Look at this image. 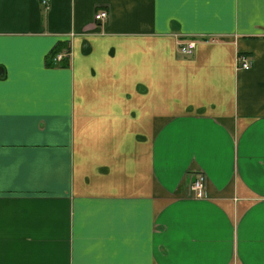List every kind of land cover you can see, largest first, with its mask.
Returning <instances> with one entry per match:
<instances>
[{
  "label": "crops",
  "instance_id": "0c3cea01",
  "mask_svg": "<svg viewBox=\"0 0 264 264\" xmlns=\"http://www.w3.org/2000/svg\"><path fill=\"white\" fill-rule=\"evenodd\" d=\"M47 1L0 0V264H264V0Z\"/></svg>",
  "mask_w": 264,
  "mask_h": 264
},
{
  "label": "built area",
  "instance_id": "2783aa9c",
  "mask_svg": "<svg viewBox=\"0 0 264 264\" xmlns=\"http://www.w3.org/2000/svg\"><path fill=\"white\" fill-rule=\"evenodd\" d=\"M43 4L47 6L48 1L43 0ZM109 17H110V15H109L108 10L102 8V9H99L96 11L95 16H94V21H95V23H103V22H106L109 19ZM195 48H196V43L191 42V41H188L186 44L181 45L182 52L187 54V55L192 54ZM61 58H62V56L59 55V56H57V58H54V60L61 59ZM52 62H53V59H52ZM240 65L243 69L249 70L252 66V62L248 61L246 58H241L240 59ZM204 187H205V176L203 174H201V175H198L196 180L192 182L191 191L197 197H201L204 194Z\"/></svg>",
  "mask_w": 264,
  "mask_h": 264
},
{
  "label": "trees",
  "instance_id": "16d2710c",
  "mask_svg": "<svg viewBox=\"0 0 264 264\" xmlns=\"http://www.w3.org/2000/svg\"><path fill=\"white\" fill-rule=\"evenodd\" d=\"M63 48V47H62ZM62 48H56L55 50H53L51 53H50V60H49V64L51 65L52 64V59L62 50Z\"/></svg>",
  "mask_w": 264,
  "mask_h": 264
}]
</instances>
